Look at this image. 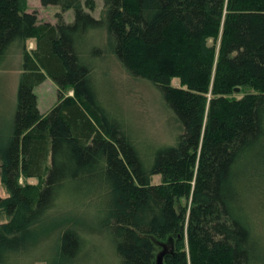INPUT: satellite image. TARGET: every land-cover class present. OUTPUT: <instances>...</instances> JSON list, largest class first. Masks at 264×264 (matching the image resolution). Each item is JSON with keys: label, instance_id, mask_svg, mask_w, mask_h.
<instances>
[{"label": "trees", "instance_id": "obj_1", "mask_svg": "<svg viewBox=\"0 0 264 264\" xmlns=\"http://www.w3.org/2000/svg\"><path fill=\"white\" fill-rule=\"evenodd\" d=\"M27 2L0 0V66L15 45L22 56L0 126V264L61 202L86 205L104 242L89 250L67 224L49 264H156L163 244L162 264H264V217L249 203L264 198V0H103L99 17L95 0H40L59 6L54 22ZM99 30L105 44L83 50ZM106 48L176 121L150 157L101 95ZM47 76L58 99L41 112L34 86Z\"/></svg>", "mask_w": 264, "mask_h": 264}, {"label": "rangeland", "instance_id": "obj_2", "mask_svg": "<svg viewBox=\"0 0 264 264\" xmlns=\"http://www.w3.org/2000/svg\"><path fill=\"white\" fill-rule=\"evenodd\" d=\"M95 1V8L89 11L95 17H99L103 0ZM27 9L36 10L39 21L51 22L57 19V11H60L58 5H42L40 0H28ZM73 18L74 10L72 8L63 12V19L66 22L72 21ZM104 35L102 30L90 34L83 39L81 47L87 51V48L89 50L93 46L104 45ZM33 42V39H29L24 46L29 49ZM21 61V46L15 45L10 48L0 66V126L3 124L7 125L12 116L17 83L21 71ZM94 63L97 64L96 81L101 95L110 108L122 113L123 117L127 119L130 128L136 134V138L141 141L143 154L146 153L150 157L152 150L156 146L172 143L176 132V121L174 119L169 121L167 118L166 111L161 106V95L158 88L144 79L129 75L108 48L104 50V57L101 60L94 61ZM177 81L178 78L175 77L173 82L177 83ZM34 92L36 93L38 107L41 112L48 111L58 99L57 85L49 76L34 86ZM204 126L205 124H203L202 131ZM202 136L203 132L200 134L198 147H200ZM195 167V164L191 166L193 170H195ZM159 176V173L153 174L152 182L157 181ZM28 181L32 185L37 184V178H29ZM5 195L6 191L0 182V197ZM251 200L249 199V203H251V209L255 217L256 213H259V217L263 218L264 198L259 200L257 197H252ZM189 204L190 199L187 202V205ZM85 207L87 206L82 205L81 202L80 204L59 203L43 221L26 233L25 246H22V249H19L17 253L10 255L9 264H49L48 259L58 242L59 233L67 224L81 230L87 238L89 250L91 243L104 242L103 235H101L100 231L98 232ZM105 253L104 257L109 254L111 260H113L111 250L108 247L105 248Z\"/></svg>", "mask_w": 264, "mask_h": 264}, {"label": "water", "instance_id": "obj_3", "mask_svg": "<svg viewBox=\"0 0 264 264\" xmlns=\"http://www.w3.org/2000/svg\"><path fill=\"white\" fill-rule=\"evenodd\" d=\"M235 90H239V87H235ZM166 252V245L163 244V249L157 253L156 264H162V256Z\"/></svg>", "mask_w": 264, "mask_h": 264}]
</instances>
